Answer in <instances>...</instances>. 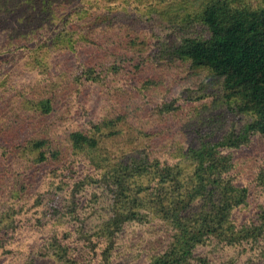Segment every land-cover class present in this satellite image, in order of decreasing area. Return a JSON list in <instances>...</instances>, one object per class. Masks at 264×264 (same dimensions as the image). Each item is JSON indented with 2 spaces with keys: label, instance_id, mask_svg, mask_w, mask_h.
<instances>
[{
  "label": "trees",
  "instance_id": "16d2710c",
  "mask_svg": "<svg viewBox=\"0 0 264 264\" xmlns=\"http://www.w3.org/2000/svg\"><path fill=\"white\" fill-rule=\"evenodd\" d=\"M165 1L169 3L166 8L151 11L152 16L157 15V24L163 30L165 23L170 28L158 38L157 47L163 63H182L193 71L206 72L209 80L219 79L232 111L247 117V121L240 130L229 129L220 139L213 137L216 130L212 128V135L207 133L209 139L203 140L198 147L181 149L175 163L146 152L123 153L124 157L116 158L104 154L110 152L102 138L119 131L127 118L120 113L112 117L104 115L100 122L92 119V128L71 131L70 144L65 149L49 134L30 140L27 149L37 152V162L58 164L65 160L66 163V150L70 151L69 155L80 158V166L74 167L70 161V165H61L59 171L58 167L53 169L57 177V173L63 174V181L71 186V199L64 206L61 200L54 202L61 197L58 187L52 192L47 207L55 210L56 220L65 222L70 228L79 223L88 226L83 229L86 239L96 244L101 237L108 240L101 261L95 264H210V254L214 252L210 248L256 244L264 234V216L261 223H252L250 218L249 222L238 226L234 213L247 204L249 194L247 188L238 186L233 179L236 175L233 169L245 145L253 135L264 138V0ZM74 2L0 0V24L12 20V31L0 45V67L12 66L22 50L47 48L49 55L55 51H74L78 42L87 41L86 34L75 38L79 33L74 29V22L83 20L85 15L83 7ZM56 21L58 24L51 32ZM108 57L105 53L98 66L85 65L78 70V75L74 72L72 83L92 81L99 85L106 81L111 88L120 72L126 76L127 83L133 84L139 77L141 65L132 56L121 54L119 60L113 57L111 61ZM44 62L40 60L41 66L47 64ZM106 63H111L108 70ZM144 80L145 84L153 82V78ZM61 87L60 82L50 87L46 85L43 97L25 100L26 109L39 114L36 118L47 117L55 110L54 99ZM119 89L129 92L123 85ZM109 92L112 93L111 89ZM36 118L30 121L34 129ZM180 159L187 167L179 162ZM19 168L23 171L18 170L15 176L16 194L27 191L29 183L26 181L30 178L21 165ZM90 195L91 200H95L89 206L94 209V217H83L85 208L80 203ZM96 203L101 204L102 209L95 207ZM21 204V199L14 200L8 205L10 209L2 211L0 227L15 217L12 208L17 209ZM70 228L67 237L72 235ZM126 235L136 238L137 259L145 256L143 261L118 259L116 245L120 240L123 242ZM60 236H50L45 245L50 244V253L61 264H92L91 251L87 253L90 262H85L76 257L75 249ZM3 241L0 235V247ZM203 247L209 251L201 252ZM25 264H36V260L28 259ZM222 264L235 262L229 260ZM253 264H264V254Z\"/></svg>",
  "mask_w": 264,
  "mask_h": 264
},
{
  "label": "rangeland",
  "instance_id": "374dc122",
  "mask_svg": "<svg viewBox=\"0 0 264 264\" xmlns=\"http://www.w3.org/2000/svg\"><path fill=\"white\" fill-rule=\"evenodd\" d=\"M74 3L83 7L85 15L83 20L74 22V29L79 33L75 38L86 34L87 41L78 42L74 51H55L49 55L47 48L22 50L12 66L0 67V216L2 211L8 210L12 201H23L17 209L12 208L15 217L0 227L4 240L0 247V264H25L28 259L36 260V264H61L50 253V244L45 245L46 239L52 235L60 234L61 240L75 249L76 257L85 262L92 254V264L101 261L103 249L108 243L105 237L100 238L99 244L86 239L83 229L88 226L79 223L70 228L65 222L56 220L55 210L47 207L52 192L58 187L61 197L58 200L55 198L54 202L61 200V204L66 205L71 199L72 188L63 181V174L57 173V177L53 173L56 167L59 171L65 160L58 164L35 161L37 152L27 149L31 144L28 142L35 137L42 134L55 136L65 149L70 144L68 138L71 131L87 126L92 128L93 120L100 122L104 115L112 117L120 113L127 118L119 131L102 138L111 155L108 152L104 154L116 158L124 157L123 153L146 152L152 157L175 163L180 158L181 149L198 147L206 140L207 133L212 135V128L216 130L213 137L220 139L229 129L240 130L247 121V117L232 111L219 79L209 80L206 72L193 71L182 63H163L157 47L158 38L170 28L165 23L163 30L157 24V15L152 16L151 11L166 8L169 5L167 1L75 0ZM137 5L141 7L137 8ZM111 20L114 21L110 26L108 22ZM11 22L7 20L0 24V45L12 31ZM56 24L57 21L51 32ZM105 53L110 61L113 57L119 60L121 54H127L140 63L141 71L133 84L125 82L126 76L121 72L111 88L106 81L99 85L92 81L72 83L74 72L78 75V70L85 65L98 66ZM40 60L43 63L45 60L47 64L41 66ZM106 64L108 70L111 63ZM150 78L153 82L145 84L144 79ZM58 82L66 89L61 87L57 92L55 110L47 117L36 118L39 114L26 109L25 100L43 97L46 85L50 87ZM121 85L129 92H121ZM34 118L35 129L30 126ZM69 154L70 151L66 150L68 163L65 166L70 165V161H73L74 167L80 166V158ZM239 155L233 179L238 186L248 189L249 199L234 213L235 219L238 226L249 222L250 218L252 223H261L264 216V138L253 135ZM179 162L187 167L186 162L181 159ZM20 165L30 178L26 181L29 183L27 191L16 194L15 176L18 170L23 171ZM18 187L20 190L21 186ZM91 197L83 198L80 203L85 208L83 217H94V209L89 208L95 203ZM62 205L60 207L68 209V206ZM97 206L102 209L101 204L96 203ZM12 209L9 211L12 212ZM100 214H103L101 210ZM68 228L72 235L67 237ZM131 237L126 235L123 242L120 240L117 243L116 255L120 260L132 259L139 263L145 256L137 259V241L134 236L133 239ZM258 239H261L259 243L251 245L244 243V246L210 248L214 251L210 254V264H222L229 260H234L235 264H253L264 254V234ZM88 251H91L90 255H87ZM206 251L209 248L201 249V252Z\"/></svg>",
  "mask_w": 264,
  "mask_h": 264
}]
</instances>
